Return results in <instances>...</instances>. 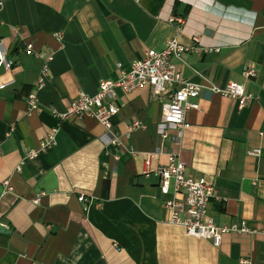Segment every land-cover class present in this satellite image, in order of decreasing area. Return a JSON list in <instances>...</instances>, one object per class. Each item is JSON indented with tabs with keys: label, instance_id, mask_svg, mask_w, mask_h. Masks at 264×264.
I'll return each instance as SVG.
<instances>
[{
	"label": "crops",
	"instance_id": "crops-1",
	"mask_svg": "<svg viewBox=\"0 0 264 264\" xmlns=\"http://www.w3.org/2000/svg\"><path fill=\"white\" fill-rule=\"evenodd\" d=\"M2 1L0 39L14 66L0 71V264H264V0ZM174 38L191 49L173 59L183 80L202 84L188 128L161 137L166 99L148 85L117 90L112 133L93 118L58 117ZM42 51L54 60L29 113ZM247 67L256 78L242 77ZM231 82L253 96L243 108L210 89ZM53 129L55 146L27 158ZM148 156L153 169L177 157L187 176L214 186L216 225L244 222L254 234L225 235L216 248L169 224L164 203L175 195L143 174Z\"/></svg>",
	"mask_w": 264,
	"mask_h": 264
},
{
	"label": "built area",
	"instance_id": "built-area-1",
	"mask_svg": "<svg viewBox=\"0 0 264 264\" xmlns=\"http://www.w3.org/2000/svg\"><path fill=\"white\" fill-rule=\"evenodd\" d=\"M3 1L0 0V8ZM171 22L182 24L181 18H171ZM58 40L62 39L61 34H56ZM191 51L188 47L181 45L177 39H171L162 51H147L141 60L131 65L129 72H122L117 81L103 80L99 84V91L96 95L90 96L84 92L78 93L75 100L69 106L67 113L59 115L62 120L72 119L80 122L86 118L95 119L108 133H112L111 119L115 117L119 108L116 106L117 90L129 94L139 87L148 85L153 89V94L159 98H165L162 105V117L159 125V133L162 138L167 137V129L170 127L184 129L188 128L186 114L189 111H199L198 98L202 90V84L183 80L176 68L173 59L181 60L182 55ZM26 53H33V46L27 45ZM36 56L41 60L42 67L39 78L35 83V91L29 96L28 112L37 110L39 100L37 93L45 86L49 76L50 64L54 60V52H38ZM14 63L8 57L6 44L0 39V71L10 72ZM122 68L120 64L117 65ZM255 69L247 67L242 72L245 80L256 78ZM7 85L0 84V90ZM211 91L224 97L236 99L239 106L243 108L253 98L247 94L243 85L231 82L224 89L211 87ZM139 122H133L128 127L129 132L140 128ZM57 129L50 131L40 143L39 151H30L27 158H36L39 154L55 146V135ZM112 144L119 145L116 138ZM252 154H258L252 153ZM143 174H154L160 179V190L163 195L173 194L174 198L164 203V207L170 212L169 224L183 227L190 235L198 236L211 241L214 247L219 248L222 239L228 234L253 235L244 222L231 226H217L213 217L208 212V204L215 195L213 185L206 182L204 178L194 179L185 174V164L175 156H169L168 163L156 169L152 168L151 156L145 161ZM86 209V199L83 196L78 198ZM264 242V228L260 231ZM240 264H252L251 259H241Z\"/></svg>",
	"mask_w": 264,
	"mask_h": 264
},
{
	"label": "water",
	"instance_id": "water-1",
	"mask_svg": "<svg viewBox=\"0 0 264 264\" xmlns=\"http://www.w3.org/2000/svg\"><path fill=\"white\" fill-rule=\"evenodd\" d=\"M0 232L1 233H6V232H8V229L6 227H4V226H0Z\"/></svg>",
	"mask_w": 264,
	"mask_h": 264
}]
</instances>
